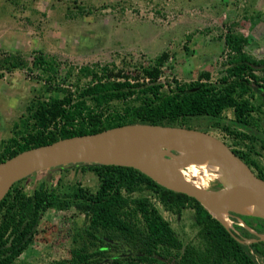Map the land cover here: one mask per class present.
Returning <instances> with one entry per match:
<instances>
[{
	"label": "trees",
	"instance_id": "trees-1",
	"mask_svg": "<svg viewBox=\"0 0 264 264\" xmlns=\"http://www.w3.org/2000/svg\"><path fill=\"white\" fill-rule=\"evenodd\" d=\"M223 43L230 53L219 77L212 80L209 72H202L189 82L173 77L160 82L166 52L136 68L137 75L114 65H84L76 74L67 71L61 83L56 81L59 64L52 57L38 51L27 62L18 54H0L1 74L27 69L42 82L26 115L0 142V162L60 139L128 124L212 127L231 138L235 155L264 180V166L256 158L264 157L258 142L264 135V58L247 54L246 40L232 30L223 35ZM257 93L263 97L255 103ZM226 110L231 119L222 116ZM53 169L92 173L97 188L83 189L61 177L54 185L42 179L30 192L25 190L28 177L13 183L0 201V264H29L20 255L32 243L51 238L43 219L49 210L72 211L73 222L82 218L67 233V257L49 264H264V239L240 225L233 227L239 237L254 241L233 237L193 198L133 168L77 163ZM187 209L193 212L196 233L193 242L185 243L161 211L180 215ZM237 217L264 234V220Z\"/></svg>",
	"mask_w": 264,
	"mask_h": 264
},
{
	"label": "rangeland",
	"instance_id": "rangeland-1",
	"mask_svg": "<svg viewBox=\"0 0 264 264\" xmlns=\"http://www.w3.org/2000/svg\"><path fill=\"white\" fill-rule=\"evenodd\" d=\"M228 30L244 37L247 54L263 59L264 0H0V54H18L27 62L38 51L52 57L59 64V83L67 71L76 74V69L84 65H114L124 73L137 75L136 68L149 64L162 52L169 58L162 67L160 82L172 77L189 82L202 72H209L214 80L227 59L223 35ZM41 85L34 72L27 69L2 74L0 70V142L12 134L13 124L26 115L29 100ZM259 97L255 94V103ZM222 116L231 119L232 113L226 110ZM198 130L208 131L231 147V138L220 130ZM262 137L259 135L258 142L264 147ZM260 151L264 155V148ZM256 158L264 166V157ZM58 177L67 183L78 182L83 189L97 188L92 173L47 169L28 176L25 190L30 192L42 179L54 185ZM221 187L219 179L213 180L207 190ZM72 213L47 211L43 219L48 221L45 232L51 238L32 243L20 259L29 264H49L66 258L67 233L73 224H82L81 217L72 221ZM161 214L185 243L194 241L196 228L190 209L180 215L165 211ZM230 215L232 227L240 225L237 214Z\"/></svg>",
	"mask_w": 264,
	"mask_h": 264
},
{
	"label": "water",
	"instance_id": "water-1",
	"mask_svg": "<svg viewBox=\"0 0 264 264\" xmlns=\"http://www.w3.org/2000/svg\"><path fill=\"white\" fill-rule=\"evenodd\" d=\"M188 154L216 155L221 159L220 189L204 196L175 178L162 163L167 157ZM77 163L133 168L160 186L193 198L207 211L231 204L239 191L247 189L255 200L251 217L264 220V180L225 141L201 130L148 124L122 125L60 139L0 162V201L13 183L35 172Z\"/></svg>",
	"mask_w": 264,
	"mask_h": 264
},
{
	"label": "bare ground",
	"instance_id": "bare-ground-1",
	"mask_svg": "<svg viewBox=\"0 0 264 264\" xmlns=\"http://www.w3.org/2000/svg\"><path fill=\"white\" fill-rule=\"evenodd\" d=\"M162 163L175 178L199 190L204 196L208 195L209 182L218 180L221 176L222 161L216 155L188 154L179 158L170 156L165 158ZM254 208V197L247 189H243L237 193L231 204L218 209H210L208 212L221 225L229 229L232 228L231 212L237 215L251 216L254 213ZM238 221L250 233H255L246 227L240 219ZM256 235L259 238H264V234Z\"/></svg>",
	"mask_w": 264,
	"mask_h": 264
},
{
	"label": "built area",
	"instance_id": "built-area-1",
	"mask_svg": "<svg viewBox=\"0 0 264 264\" xmlns=\"http://www.w3.org/2000/svg\"><path fill=\"white\" fill-rule=\"evenodd\" d=\"M228 53H230V51H228ZM226 58H227V55H226ZM229 230V229H228ZM230 230L231 231H229L230 232V234L233 236V237H237V236H239L238 235V232L232 227V228H230ZM238 240V239H237Z\"/></svg>",
	"mask_w": 264,
	"mask_h": 264
},
{
	"label": "flooded vegetation",
	"instance_id": "flooded-vegetation-1",
	"mask_svg": "<svg viewBox=\"0 0 264 264\" xmlns=\"http://www.w3.org/2000/svg\"><path fill=\"white\" fill-rule=\"evenodd\" d=\"M259 95H260V94H259ZM260 97H263V96H261V95H260ZM263 98H264V97H263ZM263 98H261V99H263ZM260 134L262 135V133H261V132H260ZM262 136H264V135H262ZM252 231H253V230H252ZM256 236L258 237V235H256Z\"/></svg>",
	"mask_w": 264,
	"mask_h": 264
}]
</instances>
